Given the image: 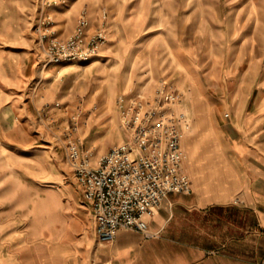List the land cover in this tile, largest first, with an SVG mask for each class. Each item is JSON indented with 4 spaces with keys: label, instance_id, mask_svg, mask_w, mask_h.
Segmentation results:
<instances>
[{
    "label": "rangeland",
    "instance_id": "374dc122",
    "mask_svg": "<svg viewBox=\"0 0 264 264\" xmlns=\"http://www.w3.org/2000/svg\"><path fill=\"white\" fill-rule=\"evenodd\" d=\"M83 10L90 33L106 29L100 54L48 63L46 24L65 38ZM161 86L182 94L198 145L209 127L247 133L248 115L264 110V0H0L1 221L30 195L78 190L68 142L95 164L129 137L119 97Z\"/></svg>",
    "mask_w": 264,
    "mask_h": 264
},
{
    "label": "crops",
    "instance_id": "0c3cea01",
    "mask_svg": "<svg viewBox=\"0 0 264 264\" xmlns=\"http://www.w3.org/2000/svg\"><path fill=\"white\" fill-rule=\"evenodd\" d=\"M248 118L247 133L209 127L199 145L192 124L182 125L192 190L162 202L149 237L120 229L114 242L97 243L73 174L78 190L30 195L19 218L0 219V264H262L264 110Z\"/></svg>",
    "mask_w": 264,
    "mask_h": 264
},
{
    "label": "built area",
    "instance_id": "2783aa9c",
    "mask_svg": "<svg viewBox=\"0 0 264 264\" xmlns=\"http://www.w3.org/2000/svg\"><path fill=\"white\" fill-rule=\"evenodd\" d=\"M51 22L41 36L48 63L88 61L100 54L106 29L102 23L90 33L85 10L65 38ZM181 96L165 86L151 97L120 96L121 128L129 137L102 154L95 164L89 153L82 152L79 142H68L67 159L81 188L82 203L90 209L97 243L114 242L120 229H134L149 237V218L162 202L171 193L192 190L182 146V125L189 116L179 108Z\"/></svg>",
    "mask_w": 264,
    "mask_h": 264
}]
</instances>
